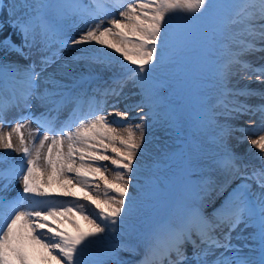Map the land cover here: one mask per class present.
<instances>
[{"label": "snow or ice", "instance_id": "1", "mask_svg": "<svg viewBox=\"0 0 264 264\" xmlns=\"http://www.w3.org/2000/svg\"><path fill=\"white\" fill-rule=\"evenodd\" d=\"M213 7L211 0H91L87 7L77 3L66 13L86 25L77 36L46 24L38 41L34 26L21 20L13 25L20 44L10 37L0 40V49L28 61H0V91L8 93L0 94V165L5 166L0 167V264H103L93 256L94 249L125 232L132 212L130 189L156 98L152 73L169 45L180 43L172 22L201 19ZM228 23L233 30L227 36L214 29L209 37L215 42L219 35L225 41L217 104L227 118L259 115L256 126L235 131L257 137L250 138V144L260 166L246 163L225 146L218 166L241 183L210 213L189 205L178 223L155 226L147 235L142 264H253L241 254L242 247L232 243V233L241 224L251 226L256 216L259 264H264V103L247 104L258 90L233 83L239 77L264 84V64L245 59L264 52V0H242ZM66 49L71 50L67 57ZM105 73L110 74L107 79ZM101 81L103 87H91ZM129 83L140 89L142 98L121 111L118 105ZM97 95L114 99L101 104ZM259 95L264 99V92ZM34 99L43 109L39 115L31 112ZM68 105L70 114L61 119ZM12 109L21 113L15 121L7 118ZM132 112L138 116L129 119ZM11 153L22 159H13ZM12 181L22 189L8 198L2 193ZM253 183L259 191L253 190ZM120 250L135 253L136 247L110 244L112 264H124Z\"/></svg>", "mask_w": 264, "mask_h": 264}, {"label": "rangeland", "instance_id": "2", "mask_svg": "<svg viewBox=\"0 0 264 264\" xmlns=\"http://www.w3.org/2000/svg\"><path fill=\"white\" fill-rule=\"evenodd\" d=\"M2 1L4 0H0L1 8ZM48 1L7 0V10L0 20L6 29L8 27L12 29L13 22H17L21 15L28 16L31 9L39 10ZM211 2L214 7L208 16L198 20L179 18L172 22L180 43L179 46L169 45L163 53L162 63L152 73L156 98L148 117L149 127L146 130L143 155L138 157V174H134L130 189L133 200L132 212L127 218L125 232L113 234L110 241L94 249L93 256L103 261V264H112L109 255L110 244L129 243L132 240L142 245L156 222L166 212L171 211L178 203L191 202L187 200L191 199L190 193L198 192L199 183L200 187L205 188V205L214 207L218 201L224 200L238 179L229 178L218 166L217 161L224 155L225 146L242 157L246 163L260 166L256 152L239 151L229 143L228 132L225 131L229 124L228 118L220 115L221 108L217 104L220 93L218 72L224 60L221 45L225 41L219 35L215 42L209 39L214 29L222 32L224 36L233 30L228 21L238 10L242 0ZM4 16L7 18L4 19ZM7 30L0 31L5 34ZM12 32L10 30L8 33ZM255 54L257 56L250 55L245 59L255 65L264 64V52ZM6 59L8 58L3 60ZM16 61L24 65L18 56L9 57L8 62ZM204 64L209 66L208 69H205ZM103 75L109 76L107 73ZM233 83L240 88L247 86L258 90L256 95L247 98V104L256 106L264 103V99L259 95V92H264V84L256 82L255 79L240 80L239 77H234ZM130 87L135 86L131 83L125 86L124 90L129 94L121 100L122 107L119 110H124L125 104L139 103L142 98L138 87L136 90ZM133 92L137 93L138 97L135 101H130V97L134 96ZM145 112H149L148 107L145 108ZM134 116H138V113H130L129 119ZM240 117L246 121V124L242 125L243 128H252L259 123L258 114ZM251 117L255 120H251ZM135 122H139L138 119ZM193 164L195 168L192 167ZM186 175L195 176L197 183L188 185L185 181ZM206 180L213 183L205 185ZM254 190L259 191L256 188ZM180 214L178 211L173 223L180 221ZM135 246V253L118 251L124 264L138 260L140 249L138 245Z\"/></svg>", "mask_w": 264, "mask_h": 264}, {"label": "bare ground", "instance_id": "3", "mask_svg": "<svg viewBox=\"0 0 264 264\" xmlns=\"http://www.w3.org/2000/svg\"><path fill=\"white\" fill-rule=\"evenodd\" d=\"M5 2L7 1V0H4ZM7 3V2H6ZM30 1L28 2V4H29V6H30ZM28 6V7H29ZM6 10H7V5H4L2 8H1V6H0V18H1V16H3V15H1V14H4L5 12H6ZM4 19H6L7 17L6 16H4L3 17ZM1 21V20H0ZM6 21V20H5ZM70 21H72V20H70ZM1 24V26H0V28L2 27V29H3V31H5V30H7V29H9V28H5V26H4V23H2V21L0 22ZM64 27H66V28H68V27H75V30L72 32V33H70L69 35H71V36H77V35H79V33H80V28L78 27V26H74V24H68V23H64V25H63ZM3 31H0V40H4L6 37H8V30L6 31V33L5 34H2L3 33ZM71 53V50L69 49L68 50V54H66V55H69ZM258 53H261V52H258ZM253 55H255V56H257V54H253ZM10 56H12V57H14L15 55H14V53H11V52H7V51H5V50H2V49H0V61H9V57ZM250 56V55H249ZM5 58H8V59H6V60H3V59H5ZM204 67H205V69H208V67L209 66H207L206 64H204L203 65ZM108 74V73H107ZM110 75V74H109ZM106 77H108L107 75H106ZM106 79V78H105ZM100 87H103V84L100 86ZM130 88H132V89H134V90H136V87H130ZM124 93H125V97L126 96H128V92H126V90H124ZM134 93V96H132V97H130V101H135L136 100V98L138 97L137 96V93H135V92H133ZM125 97H123L122 99H125ZM114 99V98H113ZM121 99V100H122ZM264 102V101H263ZM122 107V104H119L118 105V108L120 109ZM111 109V108H110ZM121 111H123V110H121ZM251 120L253 119V120H255V118H253V117H251L250 118ZM228 123L229 124H227V127H231L232 129H233V131H231V132H228V139L230 140V144H231V146L233 147V148H235V149H237V150H241V151H246V152H249V151H254V152H256L257 153V150L256 149H254L252 146H251V144H250V138H253V137H251V135H250V138H245L244 136H243V134L241 133V132H239V131H235V129H237V128H241L242 127V125H244V124H246V121L244 120V118H241V117H238V118H236V119H231V118H228ZM30 127L32 128V129H36V127L33 125V124H31L30 125ZM5 128H7V126H5ZM243 128V127H242ZM14 182L15 181H12V183L14 184ZM237 184V183H236ZM18 185V184H17ZM7 189V191L8 190H11V186L10 187H7L6 188ZM197 202V201H196ZM63 227H65V228H68L69 230H70V225H68V224H64L63 225Z\"/></svg>", "mask_w": 264, "mask_h": 264}]
</instances>
